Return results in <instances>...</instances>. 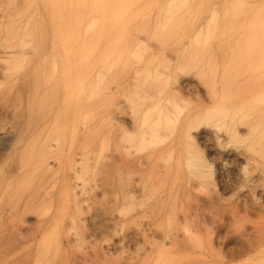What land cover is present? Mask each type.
Returning a JSON list of instances; mask_svg holds the SVG:
<instances>
[{"label": "rangeland", "instance_id": "rangeland-1", "mask_svg": "<svg viewBox=\"0 0 264 264\" xmlns=\"http://www.w3.org/2000/svg\"><path fill=\"white\" fill-rule=\"evenodd\" d=\"M65 31V105L0 74V130L39 125L0 150V264H264V0H0L6 47Z\"/></svg>", "mask_w": 264, "mask_h": 264}, {"label": "bare ground", "instance_id": "bare-ground-1", "mask_svg": "<svg viewBox=\"0 0 264 264\" xmlns=\"http://www.w3.org/2000/svg\"><path fill=\"white\" fill-rule=\"evenodd\" d=\"M64 34L65 38L61 40L60 44L50 47H6L0 43V57L3 60H20L25 64L23 67L24 69L19 73L7 70V68H2L0 69V74L6 76L7 82L11 81L16 84L19 93L25 95L28 107L34 100L37 91L41 92L40 96L45 97V108L53 109L58 104L65 105L68 103V31H65ZM42 66L49 72L40 73L39 71ZM33 123L34 120L27 115V118L20 121L18 126L1 129L0 150L11 151L17 154L18 139H22L28 135L32 136L38 130L39 125H34ZM41 123H43V121H41L40 124ZM62 136V133L54 132L43 141L44 143H42L41 149L50 152L53 148L59 147ZM65 164H68L67 157L62 156L58 159L53 156L44 157L39 153L33 157V161L30 163L31 169L33 172H37L40 178L43 179L55 173L58 175V181L61 182H64V178L66 177ZM21 170L22 167L18 164L16 166V172L20 173ZM2 183L3 185L9 186L8 180H4ZM59 248L60 247L57 246L52 255L48 251H44V253H38L37 251L35 253L33 252L34 256H32V261L34 260V264H56L53 263L52 260L56 261L58 257L57 254L61 252ZM29 255L30 254H28V256ZM61 257L62 259H60V261L65 260L63 256Z\"/></svg>", "mask_w": 264, "mask_h": 264}]
</instances>
